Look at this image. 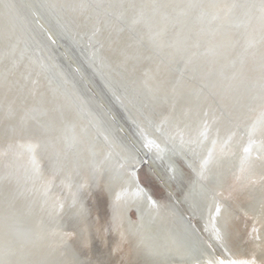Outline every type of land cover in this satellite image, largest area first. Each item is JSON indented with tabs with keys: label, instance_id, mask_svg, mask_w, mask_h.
I'll return each instance as SVG.
<instances>
[{
	"label": "bare ground",
	"instance_id": "obj_1",
	"mask_svg": "<svg viewBox=\"0 0 264 264\" xmlns=\"http://www.w3.org/2000/svg\"><path fill=\"white\" fill-rule=\"evenodd\" d=\"M46 1L109 98L48 39L35 3L23 14L50 50L7 28L20 10L0 2V264H203L224 255L215 230L261 264L264 0ZM176 151L191 158L182 171L212 163L182 200L196 230L165 197L181 188L162 161Z\"/></svg>",
	"mask_w": 264,
	"mask_h": 264
},
{
	"label": "water",
	"instance_id": "obj_2",
	"mask_svg": "<svg viewBox=\"0 0 264 264\" xmlns=\"http://www.w3.org/2000/svg\"><path fill=\"white\" fill-rule=\"evenodd\" d=\"M0 2L10 12L13 11L12 10V8H13L12 6H14L16 9L19 8L20 11L22 10V12H20L17 9L16 14L13 15L15 22L13 20L12 22L5 23V24L8 25V26L6 25L7 28H9V26H10V28H14V30H16L23 38L24 37H25V39L27 38L26 39L27 41L30 40L32 42L37 43V45L40 46L42 49L50 50V48L45 44L46 42L43 39L40 38L39 32L37 30L36 31L34 30L33 26H31V24H30V20L27 19L26 15L23 14L24 10H26V7H27V6L25 7L26 3H28V4H31V2L35 3L36 4L35 10L38 13V17H40L42 20H44V22H46V27L52 34V35L48 34V39L51 42H53V43H54V41L59 42L58 41V39H59L61 41V43L64 44V46H65V48H66V50L68 52V55L70 56V59L71 60L75 59L76 62L78 63V65L80 66V68L85 73V75H87V77L90 79L89 83L90 84L94 83V85L99 89V91H101V93H103V96H102L103 98L104 97L105 98H109L108 97V91H106V93H105V89L106 88L104 87L103 81L100 79L99 76H97L96 73H94V71L91 69V66L87 63L88 61L85 59L84 55L81 54L80 49H79L80 46H81V43H78V45H77L76 43L79 40H76L77 42H75V39L71 38L72 37L71 30L69 28H65V27L62 26L63 24H61L62 22H61V19H60V15L57 12H55V10H53V9L51 11L49 10V8H48V6L46 4L47 3L46 0H0ZM46 6H47V8H46ZM109 17H112L111 13L109 14ZM69 18L71 19V21H70L71 23H69V24L74 25L75 21L73 20V18L72 17H69ZM109 20L113 21L112 18H110ZM119 32L120 33L124 32V29L122 28V30L118 31L117 33H119ZM31 46L33 47L34 45H31ZM51 53H53V52L50 51V54ZM55 55H57V54L55 53ZM56 60L62 66L63 70L69 76V78H71L73 83H75L79 87V91L81 92V89L83 91H86L87 87L86 86L83 87V85H81L78 77H75V75L72 74L69 71L67 63L65 61H63V59H61L59 57ZM55 79L57 81L59 79H61L60 74H58V77H55ZM88 102L90 104H92V101L90 99L88 100ZM89 103H88V105H85V106H87V108H92ZM114 106H116V105H114ZM119 110H120L119 111L120 115H122L123 114L122 110L120 108H119ZM116 138L118 139L119 136L116 135ZM119 141H121V139ZM138 154L140 155V158L142 159V162H141L142 164L139 165V166L137 165L138 167L135 166V169H136L137 173H138V171H141V169L144 168L145 165L148 164V160L147 159L149 158V156L147 154L144 155L143 153H140V152ZM184 154L185 153L182 154L180 151L179 152L176 151L173 155L171 154L170 157H167V155H165L164 158H162L163 163H165L166 160H169L171 163L172 162L175 163L176 168L178 167V169H179V172L176 171V174L179 176L177 181H180V183H181V188H179V190L178 189L175 190V187H172L173 188L172 189L173 192L170 193V192L166 191L165 197L167 198V200H168V202L170 204V207L175 212L178 213V215L180 216L182 221L184 223L188 224L190 226L189 228H194V230H196L195 229V225L190 221L189 217L186 215V213H185L186 211L183 210V208H181V207L183 206V207L186 208L185 205L187 204L188 201H190L189 200V196L190 195L192 196V192H193L192 190L194 188V186H192V185L201 182V177L202 176L205 177L206 173L211 171L212 163L211 164H207V166L202 171H197L196 172L197 174L194 171L191 172V170H193V169H191L190 171H188V170L186 171L185 170L186 171L185 172V171L181 170V165L180 164H181L182 160L185 161L186 159H188V160L191 161V158L189 156H187V154L184 156ZM185 162H187V160ZM190 165H191L192 168H194V166H195L193 164H190ZM170 181L175 183L174 179H170ZM135 183H136V186H138V188L141 187L140 183H139V180L137 179V175H136ZM144 192H143V194L147 196L145 198L146 204L148 206H150V207H154V205L151 203V200L148 198V194L146 193L145 190H144ZM76 194L77 195H81V192L78 191V192H76ZM182 200L184 202H186V204ZM213 214H215V212Z\"/></svg>",
	"mask_w": 264,
	"mask_h": 264
},
{
	"label": "snow or ice",
	"instance_id": "obj_3",
	"mask_svg": "<svg viewBox=\"0 0 264 264\" xmlns=\"http://www.w3.org/2000/svg\"><path fill=\"white\" fill-rule=\"evenodd\" d=\"M254 126H253V131H254ZM204 138L207 139V133H204ZM151 143V142H149ZM254 143V141L251 138V134L249 136V144L248 146H246L244 148V152L246 153V155H250L252 152V144ZM142 192V189L138 188V194H140ZM151 203L153 205H155V201H151ZM215 211V215H219L220 213V207L219 205H217L214 209ZM264 211V210H262ZM215 219L214 216L210 215L209 218V222H213ZM215 230V229H214ZM254 232L258 231L257 229H253ZM216 232V240L220 243L221 248L224 251V255L222 256H217V257H210L207 258L203 261V264H256V260L255 259H238V258H233L230 250L227 247V244L224 240V238L221 236L220 232L218 230H215ZM209 248H211L212 246L209 244L208 245ZM261 264H264V261L261 262Z\"/></svg>",
	"mask_w": 264,
	"mask_h": 264
}]
</instances>
